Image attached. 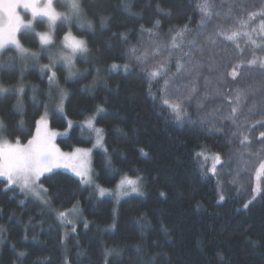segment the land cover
<instances>
[{"label":"trees","instance_id":"trees-1","mask_svg":"<svg viewBox=\"0 0 264 264\" xmlns=\"http://www.w3.org/2000/svg\"><path fill=\"white\" fill-rule=\"evenodd\" d=\"M120 0H92L93 13L97 16L111 13L113 19L109 28L101 30L97 28L96 34L85 35L90 41L93 55L88 57L92 63L78 60L80 72L93 67L101 68V79L94 86V71L86 79L79 83H65L66 72L58 71L57 76L60 86L71 95L65 102V115L62 112L51 111L50 124L55 130H67L70 122H85L93 113L97 105H103L105 111L96 117V126L104 130V144L108 152L95 151L94 175L97 183L105 189H114L122 175L127 174L135 179L143 177L145 188L143 197H131L117 203L113 199H100L94 190L86 187L80 179L63 171H57L52 178L47 180L45 187L55 194L54 206L61 210L80 205L82 216L89 223L87 229L83 223L77 225V232L72 234L79 241V248L85 250V255L77 257L76 240L68 241L69 264H103L102 253L106 247L119 246L120 255L110 257L113 264H150L149 257L158 255L155 264H264V174L258 186L256 172L259 170L258 158L253 156L246 165V171L242 172L245 178L240 184L230 183V174L237 167L235 161L231 168L223 172V164L217 165L218 176L206 172L210 166L203 167L204 161L196 153L203 151L213 156L221 154L222 159L227 158L230 148L235 150L240 145L226 143L230 132L209 133L210 125H201L198 117L213 113L217 108L220 112L229 111L228 101L223 96L210 95L205 102V107L199 112L196 108V100L188 103V113L192 121L187 120L181 125L172 123L167 118V112L162 113L161 107L163 94L154 102L149 93L157 95L156 84L150 88L148 77L139 67H131L128 72L123 68L126 62L125 46L117 38H112V33H128L129 43L140 48L152 47L147 41L148 34H144L143 42L140 37V25L151 27L153 17L156 15L155 3H161L166 10H170V16H163L162 36L160 40L170 43L168 29L174 26L188 24L191 35L187 39L195 38L197 43L203 44L202 36L197 33L201 30V14L195 8L198 0H131L132 12L140 16H132L122 12L119 7ZM216 10L226 14L230 4L233 12L228 19L214 17L209 22L212 31L215 24H221L226 30L249 31L253 27L257 32L252 33L253 39L260 41L259 27H240V20L246 19L241 14V9L235 4L247 7V11H258L261 0H214ZM257 5V7H253ZM260 18V17H259ZM37 29L46 31V23L36 22ZM68 31L60 25L56 28L55 40L58 43ZM72 31L79 35L77 29ZM24 46L31 50L40 49L38 39L30 30L22 31L19 35ZM222 45H227L221 52L222 59H218L219 70L206 75L213 78L207 91L211 94L217 86L215 79L225 72H231L232 66L239 63L243 57L245 63L241 72H247L251 59L252 45L246 37H239L238 42L241 53L232 42L220 38ZM180 38H177L179 43ZM186 43V41H185ZM111 45V47H110ZM98 50V51H97ZM256 54L261 51L256 49ZM174 54L176 50H173ZM151 59V56L149 57ZM47 61L46 59H44ZM175 55L171 71L175 72ZM118 65L112 69L111 65ZM21 66L17 62L15 67L6 71L1 82L7 86H16L20 78ZM25 96L24 104L27 107L26 114L21 117L15 115L11 105L14 99L0 102V116L9 126V140H15L19 135L22 143L30 138L27 134H34V118L38 119L43 114V104L53 102L48 99L49 84L44 75L29 66L23 71ZM227 80L232 84L229 91L256 90L255 95H248L244 103L243 111L255 101L259 108L264 99V77L259 75L258 68H253L250 75L244 78L237 77L232 81L231 76ZM162 83V81H161ZM37 90L36 99H32V88ZM205 91L203 78L200 80V92ZM243 117H241L242 119ZM255 118H259L256 116ZM24 119L23 134L19 132L18 122ZM219 123V121H217ZM254 120H250L248 127ZM80 123V124H81ZM225 125L230 122L225 121ZM257 130L251 135H259ZM91 135V131L88 129ZM83 134L80 125L72 128L68 137L60 138L58 145L64 151H73L76 148L90 149L94 141ZM93 137V136H92ZM256 143V141H254ZM140 149L148 153L141 154ZM111 159V166L108 159ZM210 169V168H209ZM220 180L218 185L217 180ZM253 189L256 191L253 192ZM165 193L161 196L160 193ZM225 196L223 202L218 203L220 194ZM255 199L247 209L243 204ZM23 201V203H21ZM0 226L5 231L3 237L5 243L0 250V264H21L15 259L12 245H16L17 252L27 253L22 258V264H63L64 246L60 239L64 235L63 229L58 227L53 213L49 212L41 204L28 199L18 190L15 194L9 191L5 194L0 185ZM141 215L148 222V227H141L137 221ZM115 224V228L111 225ZM162 226L167 228L165 235ZM27 236V239H25ZM156 244L159 247H156ZM141 245L143 253H138L136 246ZM218 253H223L224 260Z\"/></svg>","mask_w":264,"mask_h":264},{"label":"snow or ice","instance_id":"snow-or-ice-1","mask_svg":"<svg viewBox=\"0 0 264 264\" xmlns=\"http://www.w3.org/2000/svg\"><path fill=\"white\" fill-rule=\"evenodd\" d=\"M152 2V0H150ZM241 9V14L245 15L246 19L240 20V27L245 28L248 22L260 17L259 34L260 41L253 39L252 33L257 32V28L253 27L251 32L240 30H226L221 24H215L212 31H207L211 27L209 22H214L213 18L228 17L233 12V5L230 4L226 14H222L216 10L214 0H198L195 8L201 14V30L197 33L202 36L204 43H197L196 39H187L191 35V29L188 24L182 26H174L168 29V37L170 43H164L160 40L162 36V19L163 16H170V10H166L161 6V3H155L156 15L153 17L151 27L140 25V37L143 42L144 34L147 33L150 38L147 43L152 47L150 53L148 48H140L137 45L129 43L128 33H112V38H117L125 46L126 62L123 68L126 72L131 67H139L145 72L148 77L150 88L156 84L161 87L157 89V95L149 93L150 97L155 102L159 94H163L162 104L166 107H161L162 113L167 112V118L172 123L183 125L185 121L195 123L189 117L188 103L196 100L197 111L205 107V102L210 95L223 96L228 101L229 111L220 112L217 108L213 113L208 115H201L198 117L201 125H210L208 127L209 133L223 132L227 128L230 136L226 138L228 145H233L238 141L240 147L235 150L230 148L227 158L222 159L221 154H214L212 156V166L207 171H210L213 176H218L217 165L223 164L220 169L223 172L229 169L235 161L237 167L234 172L230 174V183L240 184L245 178L242 172L246 171L248 161L255 156L259 161V170H255L256 178L260 179V173L264 172V130H259V135H251L259 129H264V99L261 100L259 108L254 101L250 107L247 108V113L243 111L244 103L248 95H255L256 90H241L236 88L235 91H229L232 84L227 80V76H231L232 81H236L237 77L244 78L250 75L253 68H258L259 75L264 77V0L258 5V11H247L246 6L235 4ZM94 7L92 0H0V78L6 71L11 70L17 62L20 63L21 73L20 78L14 87H5L0 83V102L14 99L11 105L12 111L15 115L23 117L26 114L27 107L24 104L25 88L23 71L29 66V62L33 68L38 70L46 77L49 89L48 99L53 102L57 111L63 112L65 102L70 98V93L60 86L57 72H66L65 83H79L86 79L92 71L96 73L93 78L95 85L98 79H101V68L93 67L91 70L85 69L84 72L76 67L77 59L82 62L92 63L87 60L93 55L94 50L90 47V41L84 37L85 35L92 36L96 34L97 28L104 30L108 29L113 16L111 13L97 16L91 10ZM119 7L122 12L132 16H140L138 13H133V4L131 0H120ZM257 7V5H253ZM19 9H23L25 13L30 10L32 20L27 23L22 18ZM142 18V16H140ZM39 20L41 23H47L48 31L36 32L33 21ZM57 22L66 27L68 31L65 32L62 41L60 42L59 50L53 51L57 48V42L54 38ZM75 28L79 35H73L72 29ZM22 29H30L32 34L38 39L40 49L39 51H32L26 48L19 35ZM246 37L247 42L252 45L251 59L247 60L249 69L247 72H241L238 69L242 68L245 60L240 58L239 63L232 66L231 72H225L215 79L216 87L213 93L207 91L209 84L213 82L210 75L219 70L218 59H222L221 52L227 45H222L221 37L224 41L232 42L236 49L243 53L238 42L239 37ZM177 38H180L177 43ZM186 41V43H185ZM111 47V45H110ZM256 49L261 51L260 55L256 54ZM173 50H176L175 54ZM98 51V50H97ZM175 55V72L171 71L173 64V57ZM151 56V59L149 57ZM46 59L47 63H41V60ZM118 65L112 64L111 68L115 69ZM203 78L205 91L203 96H198L200 92V80ZM162 81V83H161ZM37 90L32 88V99H36ZM44 112L39 115V118H34V134L29 132L27 135L30 138L26 143L21 142L19 135L15 140H9L7 137L10 134L9 126L5 123L2 116H0V185L5 194L11 191L13 194L18 190L24 196L31 197L49 212L53 213L54 219L58 222V227L63 229L64 235L60 239V244L64 246L63 264H69V249L68 241L70 238L76 240V247L78 249L77 257L85 255V250L79 248V241L72 237L73 233L77 232V225L81 223L82 211L77 205L72 208L61 210L54 206L55 194L51 193L45 183L52 178L55 170L60 168H70L71 171L80 178L84 184L95 186L100 196H104L107 189L96 184L91 170L86 166L87 160L90 156V149L76 148L74 152H62L55 144V137L57 133L49 128V112L48 105L43 104ZM105 111L103 105H97L93 113L85 121V126L96 135V144L94 147H102L105 153L108 152L104 144V130L96 127V117ZM258 116L259 118H255ZM241 117H243L241 119ZM250 120H254L251 127H248ZM219 121V123L217 122ZM225 121L230 124L225 125ZM24 119L18 122V129L21 134L24 131ZM256 141V143H254ZM142 155L147 156L148 153L140 149ZM196 155L204 156V152H198ZM108 164L111 166V159H108ZM43 178V179H42ZM218 185L220 180H217ZM145 183L142 177L137 176L135 179L130 178L127 174L121 176L118 184L115 186L114 194L117 197V202L121 197L125 196H143ZM256 190L253 189V192ZM161 196L165 193L161 192ZM251 200L243 204V208L247 209ZM225 196L221 193L218 197V203L223 202ZM23 203V201H21ZM3 209H0V216H2ZM83 227L88 228L89 223L85 219L82 221ZM137 223L141 227H148V222L145 217L141 215ZM69 225L71 227L69 228ZM115 228V224L111 225ZM165 235L168 234L167 228L162 226ZM5 229L0 226V246L5 243L3 232ZM27 239V236H25ZM13 248L15 259L20 260L27 256L24 251H15L16 245ZM156 247H159L156 244ZM138 253H143L144 249L141 245L136 246ZM121 249L119 246L111 248L106 247L102 253L103 264H113L110 257H117L120 255ZM149 257L150 264H155L158 255ZM221 260L225 259L223 253H218ZM15 264V260H14Z\"/></svg>","mask_w":264,"mask_h":264},{"label":"rangeland","instance_id":"rangeland-1","mask_svg":"<svg viewBox=\"0 0 264 264\" xmlns=\"http://www.w3.org/2000/svg\"><path fill=\"white\" fill-rule=\"evenodd\" d=\"M19 12H20V14H21V16H22V18L25 20V22L27 23L29 20H32L33 18L31 17V14H30V10H29V12L28 13H25V11L23 10V9H19L18 10ZM38 21V19L37 20H35V21H33V23H34V26H35V29H36V32H40L38 29H37V27H36V22ZM58 23L59 22H57V25H58ZM259 25H260V18L259 17H256L255 19H253V20H251V21H249L248 22V26L247 27H249V28H252L253 26H256V27H259ZM57 28V27H56ZM46 31H48V25H47V23H46ZM25 30H30V29H22L21 30V32L22 31H25ZM31 31V30H30ZM42 32H45V31H42ZM259 33V32H258ZM55 34H56V30H55ZM55 34H54V38H55ZM72 34L73 35H76L73 31H72ZM18 35H20V34H18ZM259 37H260V34H259ZM20 38V37H19ZM63 39V38H62ZM62 39L57 43V48L56 49H53V51H57V50H59V46H60V42L62 41ZM24 45V44H23ZM26 47V46H25ZM27 48V47H26ZM32 51H39V49L38 50H32ZM78 60L79 59H77V61H76V67L79 69V67H78ZM48 61H45V60H41V63H47ZM80 70V69H79ZM57 78H58V76H57ZM0 83H2L1 82V80H0ZM4 85V84H3ZM5 87H12V86H7V85H4ZM55 109V106H54V104L52 103H50V105H49V109H48V112H49V128H50V130H52V131H55L56 133H57V136L55 137V144H56V146L62 151V152H65V153H69V152H74L75 151V149L73 150V151H64L59 145H58V140L60 139V138H65V137H68L69 135H70V133H71V130H72V128L73 127H75V126H78V125H80V127H81V129L83 130V134H86V135H88V136H86L87 138H89L90 137V139H92L93 141H94V145L96 144V135H95V133H93V132H91V135H90V133L88 132V128L85 126V122H80V123H74V122H70V125H69V128L67 129V130H64V131H61V130H55V129H53L52 127H51V124H50V116H51V111H53ZM55 111H57L56 109H55ZM60 112V111H59ZM62 115H65V105H64V111L61 113ZM97 127V126H96ZM90 130V129H89ZM91 131V130H90ZM105 133V132H104ZM93 136V137H92ZM83 149V148H82ZM90 150H91V152H90V156H89V158H88V160H87V164H86V166L91 170V173L93 174V178H94V180H95V182H96V184L97 185H99L98 183H97V181H96V178H95V175H94V153H95V151H104V149L102 148V147H99V146H96V147H92V148H90ZM105 152V151H104ZM204 155L205 156H207L208 157V159H204V156H201L202 157V161H204V166L203 167H205L206 165V167H208V166H210L209 168H211V166H212V163H213V160H212V156H210V155H208V154H206V153H204ZM209 168H207V169H209ZM57 171H63V172H66V173H68V174H71V175H73L74 177H76V178H78V179H80L78 176H76L72 171H71V169L70 168H60V169H57V170H55V172H57ZM206 172H209V171H204V173L206 174ZM263 174H264V172H261L260 173V179L258 180L257 179V184H258V186L260 185V183H261V178H262V176H263ZM143 178V177H142ZM43 179V178H42ZM133 179V178H132ZM144 180V179H143ZM83 185L84 186H86V187H89V188H91V189H93L94 190V192H95V194L97 195V197L98 198H100V199H113V200H115L116 202H117V197H116V195H114V194H109V193H114V191H115V188L114 189H107L108 191L106 192V194L104 195V196H100L99 195V192H98V190L95 188V186H91V185H87V184H84L83 183ZM100 186V185H99ZM144 196V195H143ZM143 196H136V195H131V196H125V197H121L120 199H119V201L117 202V203H121L123 200H125V199H128V198H131V197H143ZM28 199H32V200H34V201H36L37 203H39V201H37V200H35V199H33V198H31V197H27ZM40 204V203H39ZM43 206V205H42ZM80 209H81V207H80V205L78 204L77 205ZM83 217V216H82ZM84 220V218L83 219H81V221H83ZM71 227V225H69V228ZM1 247L2 246H0V250H1Z\"/></svg>","mask_w":264,"mask_h":264}]
</instances>
